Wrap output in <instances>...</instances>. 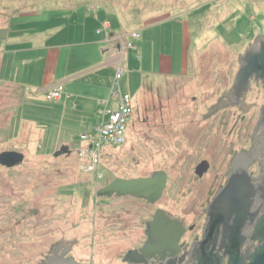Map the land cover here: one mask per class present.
<instances>
[{"label": "rangeland", "instance_id": "rangeland-1", "mask_svg": "<svg viewBox=\"0 0 264 264\" xmlns=\"http://www.w3.org/2000/svg\"><path fill=\"white\" fill-rule=\"evenodd\" d=\"M90 1L97 7L87 14L92 32L104 34L103 20L114 32L143 31L138 51H126L127 69L113 88L134 98L126 142L102 145L96 169L87 171L86 160L78 156L87 146L80 136L95 134L102 121L103 107L89 99L99 91L70 82L60 100H43L30 82L5 80L0 56V153L24 155L15 166L0 165V264H38L55 243L71 244L70 256L88 249V264L91 254L100 258L107 248L106 255L114 257L116 248L110 243L120 233L106 215L107 199L97 191L118 177L165 171L168 188L160 204L174 212V204L187 195L195 161L220 158L217 149L224 136L218 123L224 114L211 109L230 87L238 56L264 35V0ZM71 3L0 0V41L10 32L7 24L13 15L31 8V16L12 20L38 30L55 28L68 21L61 19L60 8ZM165 56L172 58L175 73L159 77L158 60ZM181 57L185 67L180 73ZM22 74L21 69L19 78ZM32 75L31 82L39 84L40 68ZM62 145L70 151L54 156ZM148 214L146 209L144 217Z\"/></svg>", "mask_w": 264, "mask_h": 264}, {"label": "flooded vegetation", "instance_id": "flooded-vegetation-1", "mask_svg": "<svg viewBox=\"0 0 264 264\" xmlns=\"http://www.w3.org/2000/svg\"><path fill=\"white\" fill-rule=\"evenodd\" d=\"M235 65L230 87L221 92L211 109L224 114L218 123L224 136L217 149L220 158L214 163L209 157L195 161L187 195L174 204V212L160 204L168 188L165 171V186L155 201L115 192L106 195V215L120 233L110 243L111 249H119L112 252L114 257L106 255L110 248L100 258L91 254L92 264L95 259L107 264H264V35L249 43ZM233 174L243 177L239 178L244 184L243 202H235L240 211H225V202L219 211L212 210L210 203ZM115 202L117 207L113 206ZM146 209L149 214L145 218ZM158 210L164 211L178 226L175 232H180L167 247L158 243L156 249L142 252L148 238L146 224ZM71 250V244L55 243L38 264H88V249L78 257L70 256Z\"/></svg>", "mask_w": 264, "mask_h": 264}, {"label": "crops", "instance_id": "crops-1", "mask_svg": "<svg viewBox=\"0 0 264 264\" xmlns=\"http://www.w3.org/2000/svg\"><path fill=\"white\" fill-rule=\"evenodd\" d=\"M72 1L71 5L59 7L62 10L61 19L68 21L65 20L55 28L43 27L38 30L30 24L33 23L31 21H27V24H30L29 27L18 20H12L14 17L31 16L34 13L31 8L27 14L12 16L7 24L8 30L12 33L9 32L5 40L0 41V56L6 70V74L2 76L5 80H13L18 84L27 85V82H30L28 85L41 93L60 84L63 86V93L59 100L64 95L65 85L70 82H82L89 85L91 89L99 91L92 94L89 99L103 107L102 115L105 109L116 106L118 97L116 98L114 93L117 95L124 93L120 89L113 88L123 78V73L127 69L126 51L128 49L138 51L137 44L142 38L143 31L131 29L114 32L110 30L109 22L103 20L104 34L101 35L98 30L92 32V28L87 27V14L97 7L90 0ZM93 16L96 18V15ZM134 31H137V38L131 36V32ZM3 33L0 32V35ZM136 57L139 58L138 53ZM184 62L185 57L184 60L181 57L179 59L180 73L185 67ZM36 66L42 73V78L37 85L31 82L34 78L31 74L33 71L36 72ZM157 66L156 73L159 77L175 73L173 60L167 56L159 57ZM21 69L23 74L19 78L18 73ZM118 71H120V78L116 79ZM179 72L176 73L179 74ZM70 96L66 94V97ZM133 99L132 97V102ZM75 105H77L76 102Z\"/></svg>", "mask_w": 264, "mask_h": 264}, {"label": "water", "instance_id": "water-1", "mask_svg": "<svg viewBox=\"0 0 264 264\" xmlns=\"http://www.w3.org/2000/svg\"><path fill=\"white\" fill-rule=\"evenodd\" d=\"M259 36H261V34H259L258 37ZM244 78L246 79L247 76L243 75V79ZM69 151L70 150L67 146L62 145L60 149L54 153V156L61 153H67ZM23 159V153L18 151H3L0 153V165L5 167L15 166L16 164L21 163ZM206 165L202 166L203 170H206ZM239 178L243 177L237 174L230 176L224 190L217 194L210 203L209 207L212 210L219 211L225 202V211H240V206H236L235 202H243L244 184L242 179V182H239ZM165 182L166 173L164 171H155L149 177L131 179L116 178L109 185L99 189L97 191V196H106L111 192H115L118 195L131 194L137 197L146 198L149 201H155L160 197L165 186ZM227 202H229V204H227ZM175 227L177 228L178 226L174 224V222L170 221V218L166 216L165 212L158 210L153 219L146 224L145 233L148 238L141 248V251L146 252L148 250L156 249L159 246L158 243H160L162 247H167V244H171L173 242V238H176L180 232V230L175 232ZM130 253L132 252H128L125 257L130 255Z\"/></svg>", "mask_w": 264, "mask_h": 264}, {"label": "built area", "instance_id": "built-area-1", "mask_svg": "<svg viewBox=\"0 0 264 264\" xmlns=\"http://www.w3.org/2000/svg\"><path fill=\"white\" fill-rule=\"evenodd\" d=\"M133 37H138V34L135 33ZM115 78H120V71H118ZM62 93L63 86L57 84L45 92V100H57ZM114 96L118 97L117 104L115 107L104 110L102 121L95 128V134L83 133L80 136L83 142H87V146L79 149L78 156L86 160L84 167L87 171L96 169L102 145L121 146L126 140L125 129L132 112V97L128 93L119 95L114 93Z\"/></svg>", "mask_w": 264, "mask_h": 264}, {"label": "trees", "instance_id": "trees-1", "mask_svg": "<svg viewBox=\"0 0 264 264\" xmlns=\"http://www.w3.org/2000/svg\"><path fill=\"white\" fill-rule=\"evenodd\" d=\"M42 94H43V97H44L43 100H45V92H43Z\"/></svg>", "mask_w": 264, "mask_h": 264}, {"label": "bare ground", "instance_id": "bare-ground-1", "mask_svg": "<svg viewBox=\"0 0 264 264\" xmlns=\"http://www.w3.org/2000/svg\"><path fill=\"white\" fill-rule=\"evenodd\" d=\"M125 142H126V140H125ZM125 142H124V143H125Z\"/></svg>", "mask_w": 264, "mask_h": 264}]
</instances>
